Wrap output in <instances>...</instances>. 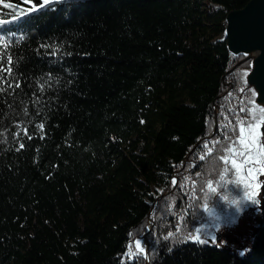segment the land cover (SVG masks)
I'll list each match as a JSON object with an SVG mask.
<instances>
[{
    "label": "trees",
    "instance_id": "obj_1",
    "mask_svg": "<svg viewBox=\"0 0 264 264\" xmlns=\"http://www.w3.org/2000/svg\"><path fill=\"white\" fill-rule=\"evenodd\" d=\"M247 1L0 0V264H264V191L244 256L196 231L264 119L219 39Z\"/></svg>",
    "mask_w": 264,
    "mask_h": 264
},
{
    "label": "rangeland",
    "instance_id": "obj_2",
    "mask_svg": "<svg viewBox=\"0 0 264 264\" xmlns=\"http://www.w3.org/2000/svg\"><path fill=\"white\" fill-rule=\"evenodd\" d=\"M222 37L221 34L219 39ZM237 65L238 63L235 64V67ZM227 90L228 88L225 92ZM250 128L255 132L254 143L249 142L252 139ZM262 150H264V119L249 126L243 125L227 157L228 163L234 167L244 183L243 201L234 202L236 206H240V209L235 214H220L215 208L217 205L205 207L207 222L196 230L197 235H200V238L206 243H213L220 249H228V252L238 256H244L245 252L249 250L252 234L257 233L255 226L258 224V220L260 222L259 213L261 210L259 207L262 201L261 188L264 174V151ZM230 234L235 238V241L227 243L222 236L230 238ZM141 236L133 242V246L142 253L144 241Z\"/></svg>",
    "mask_w": 264,
    "mask_h": 264
},
{
    "label": "water",
    "instance_id": "obj_3",
    "mask_svg": "<svg viewBox=\"0 0 264 264\" xmlns=\"http://www.w3.org/2000/svg\"><path fill=\"white\" fill-rule=\"evenodd\" d=\"M222 36L229 54L244 56V60L250 62V69L245 75V83L254 92L253 104L264 108V0H248L241 9L227 12L224 17ZM213 108L214 114H216V106L213 105ZM215 128L214 121L209 137L213 135ZM203 140L205 138L198 142ZM175 183L176 179L174 178L172 186ZM262 206L261 201L260 210H262ZM258 223H260L259 220ZM150 228L149 225L148 230ZM141 239L144 241L142 253L147 257L148 242L145 235H142ZM225 251L229 250L225 249ZM145 264H148L147 259Z\"/></svg>",
    "mask_w": 264,
    "mask_h": 264
},
{
    "label": "flooded vegetation",
    "instance_id": "obj_4",
    "mask_svg": "<svg viewBox=\"0 0 264 264\" xmlns=\"http://www.w3.org/2000/svg\"><path fill=\"white\" fill-rule=\"evenodd\" d=\"M263 186H262V188H261V198H262V193H263V191H264V174H263ZM257 226H258V224L255 226V228H256V230H257ZM255 230V229H254ZM232 236V234H230V238H227V237H224V236H222L223 238H225V241L227 242V243H231V242H234L235 241V238L234 237H231ZM254 236V234H252V237Z\"/></svg>",
    "mask_w": 264,
    "mask_h": 264
},
{
    "label": "snow or ice",
    "instance_id": "obj_5",
    "mask_svg": "<svg viewBox=\"0 0 264 264\" xmlns=\"http://www.w3.org/2000/svg\"><path fill=\"white\" fill-rule=\"evenodd\" d=\"M56 2H59V0H56ZM261 111H264V109H261ZM250 135L252 136V139L249 141L250 143H254L255 140V132L253 129L250 128ZM264 151V150H262ZM254 202V201H253Z\"/></svg>",
    "mask_w": 264,
    "mask_h": 264
}]
</instances>
